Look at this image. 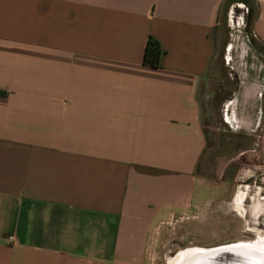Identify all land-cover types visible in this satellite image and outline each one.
<instances>
[{
	"label": "crops",
	"instance_id": "obj_1",
	"mask_svg": "<svg viewBox=\"0 0 264 264\" xmlns=\"http://www.w3.org/2000/svg\"><path fill=\"white\" fill-rule=\"evenodd\" d=\"M229 2L0 0V264H155L171 222L196 231L205 215L227 230L245 204L253 219L264 214L234 182L197 174L207 150L199 89ZM256 2L252 31L264 43ZM150 37L160 67L144 63ZM257 80L236 96L258 106L259 122ZM258 137L264 162V114ZM240 244L194 247L207 252L189 264L264 262Z\"/></svg>",
	"mask_w": 264,
	"mask_h": 264
},
{
	"label": "rangeland",
	"instance_id": "obj_2",
	"mask_svg": "<svg viewBox=\"0 0 264 264\" xmlns=\"http://www.w3.org/2000/svg\"><path fill=\"white\" fill-rule=\"evenodd\" d=\"M230 1L222 10L220 24L214 33L216 52L199 89L207 150L197 174L209 179L232 181L235 191L246 192L249 199L256 198L257 203L260 199L264 203L261 199L264 197V162L258 146L264 93L259 107L262 120L259 122L255 113L258 106L242 108L241 100L236 96L241 81L245 84L257 79L264 82V52L257 51L250 43L255 38L252 25L259 9L256 0ZM255 40L258 46L264 48L262 41ZM233 115L240 122L238 126L231 124ZM249 123L255 126L249 129ZM243 211L242 216L236 210L228 218L224 217L234 220L233 226L227 230L226 226L215 227L205 222L209 219L205 215L198 218L204 222L196 231L191 222H171L160 233L159 243H155L152 252L154 263L167 264V260L188 248L211 249L232 243H254L258 239L264 241V214L253 219L247 204Z\"/></svg>",
	"mask_w": 264,
	"mask_h": 264
},
{
	"label": "bare ground",
	"instance_id": "obj_3",
	"mask_svg": "<svg viewBox=\"0 0 264 264\" xmlns=\"http://www.w3.org/2000/svg\"><path fill=\"white\" fill-rule=\"evenodd\" d=\"M240 28H242V27H240ZM256 181H257V179H256ZM261 183H262V181H261ZM240 197H241V195L236 198V205L239 204L238 200L240 199ZM242 246L249 247L250 249L254 250L257 254L260 253L261 255L262 254L264 255V241L262 239H258V241L254 242V243H241L240 247H242ZM205 252H207V251H205L204 249H199V248H192V249L183 250V251H180L175 257L171 258L169 260V264H189V263H191L190 261H191V259H193L194 256H198V255L200 256V255H202V253H205ZM254 263L264 264V262L260 259L258 261L255 260Z\"/></svg>",
	"mask_w": 264,
	"mask_h": 264
},
{
	"label": "trees",
	"instance_id": "obj_4",
	"mask_svg": "<svg viewBox=\"0 0 264 264\" xmlns=\"http://www.w3.org/2000/svg\"><path fill=\"white\" fill-rule=\"evenodd\" d=\"M164 51L161 47L160 42L150 37L147 41L145 49L144 63L151 67H160Z\"/></svg>",
	"mask_w": 264,
	"mask_h": 264
},
{
	"label": "built area",
	"instance_id": "obj_5",
	"mask_svg": "<svg viewBox=\"0 0 264 264\" xmlns=\"http://www.w3.org/2000/svg\"><path fill=\"white\" fill-rule=\"evenodd\" d=\"M9 241H10L11 243H14V242H15V237H14V236H11V237L9 238Z\"/></svg>",
	"mask_w": 264,
	"mask_h": 264
},
{
	"label": "flooded vegetation",
	"instance_id": "obj_6",
	"mask_svg": "<svg viewBox=\"0 0 264 264\" xmlns=\"http://www.w3.org/2000/svg\"><path fill=\"white\" fill-rule=\"evenodd\" d=\"M242 198H243V197L241 196L240 199L238 200V201H239V204H240V201L242 200ZM253 215H255V213H253Z\"/></svg>",
	"mask_w": 264,
	"mask_h": 264
}]
</instances>
